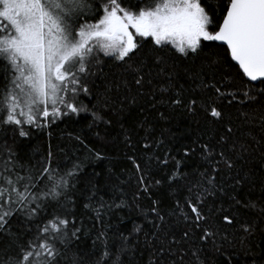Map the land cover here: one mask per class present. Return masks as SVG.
Returning <instances> with one entry per match:
<instances>
[{"label":"trees","instance_id":"16d2710c","mask_svg":"<svg viewBox=\"0 0 264 264\" xmlns=\"http://www.w3.org/2000/svg\"><path fill=\"white\" fill-rule=\"evenodd\" d=\"M194 1L213 34L230 0ZM105 2L71 0L61 22ZM7 23L0 9V264H264V81L211 38L181 53L137 37L122 57L77 54L76 91L44 115Z\"/></svg>","mask_w":264,"mask_h":264},{"label":"rangeland","instance_id":"374dc122","mask_svg":"<svg viewBox=\"0 0 264 264\" xmlns=\"http://www.w3.org/2000/svg\"><path fill=\"white\" fill-rule=\"evenodd\" d=\"M70 1L0 0L8 22L4 44L26 92L28 109L49 106L58 92L76 91L80 52L87 57L95 53L122 57L134 49L137 37H150L182 53L212 37L198 1L161 0L151 8L129 9L118 0H107L96 21L75 30L68 21L61 22L63 15H72ZM55 102L54 98L51 108ZM46 112L43 108L42 114Z\"/></svg>","mask_w":264,"mask_h":264},{"label":"water","instance_id":"95a60500","mask_svg":"<svg viewBox=\"0 0 264 264\" xmlns=\"http://www.w3.org/2000/svg\"><path fill=\"white\" fill-rule=\"evenodd\" d=\"M211 39L227 48L247 81H264V0H230Z\"/></svg>","mask_w":264,"mask_h":264}]
</instances>
